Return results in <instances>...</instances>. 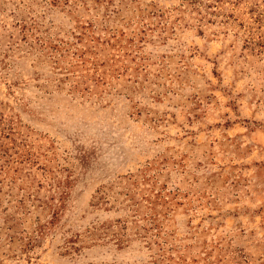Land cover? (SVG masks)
<instances>
[{"label":"rangeland","instance_id":"rangeland-1","mask_svg":"<svg viewBox=\"0 0 264 264\" xmlns=\"http://www.w3.org/2000/svg\"><path fill=\"white\" fill-rule=\"evenodd\" d=\"M0 264H264V0H0Z\"/></svg>","mask_w":264,"mask_h":264}]
</instances>
